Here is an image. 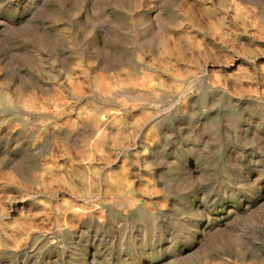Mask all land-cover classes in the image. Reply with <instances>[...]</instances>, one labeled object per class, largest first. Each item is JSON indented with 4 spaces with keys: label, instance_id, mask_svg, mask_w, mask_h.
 <instances>
[{
    "label": "rangeland",
    "instance_id": "obj_1",
    "mask_svg": "<svg viewBox=\"0 0 264 264\" xmlns=\"http://www.w3.org/2000/svg\"><path fill=\"white\" fill-rule=\"evenodd\" d=\"M187 4L205 28L201 49L183 32ZM223 30L212 39L197 0H0V264H220L211 255L223 249L225 264H264V15ZM112 113L106 161L87 171L79 154ZM78 117L87 124L58 126ZM157 123L166 136L149 153ZM56 143L73 162L61 149L51 160ZM116 177L131 190L111 187ZM126 198L128 208L115 204ZM246 201L252 216L240 215ZM72 205L92 217L60 232ZM231 209L239 215L219 235L193 237L195 223Z\"/></svg>",
    "mask_w": 264,
    "mask_h": 264
},
{
    "label": "bare ground",
    "instance_id": "obj_2",
    "mask_svg": "<svg viewBox=\"0 0 264 264\" xmlns=\"http://www.w3.org/2000/svg\"><path fill=\"white\" fill-rule=\"evenodd\" d=\"M200 5L203 7V14L204 16L208 19L209 24L211 26L214 27V31L212 34V39L213 40H222L223 37H225V31L223 30V26L225 25L226 21L228 20V18H233V19H239V20H243V22H245L246 18L248 20L260 16L262 17L264 14L259 10V6L256 0H238L240 1L241 4H246L249 6V10L248 7L245 6L244 8V13H242L240 11V8L238 5H240L239 3H235V1H231V0H220L219 6L218 8L214 9V8H209L207 7V5H205V2L209 0H197ZM227 1L228 3V7H230L233 11L232 13H229V8L227 9L226 5H227ZM240 11V12H239ZM187 12H188V23L186 24L187 26L184 28L183 32L185 34V37L188 40L189 44H194L195 49H201V39L198 40L197 35H200L202 37L204 36V31L205 28L201 22V19L197 18L195 12L192 10L191 6H189L187 4ZM232 14V15H230ZM176 46V45H174ZM233 66V64H232ZM209 87L215 90H219L221 92H225L224 88H222L220 86V82L218 80H211ZM103 91L105 93H109L112 92L111 88L109 86H105ZM140 92H144V91H140ZM146 93V92H144ZM135 98H140L144 95L141 94H134L133 95ZM7 97H5V99H2L3 101H6ZM257 101H260L262 103H264V92L263 94H260L259 96H257ZM209 111L208 109H206V112ZM62 113L65 114L64 110H56L55 112H53V116H61ZM117 118V115L112 113L109 116H102L99 119V125H95L93 126L94 129V138L90 141L87 142L86 146H87V150L85 152H82V154H79L82 161H86L89 162L87 163L88 165L85 166L86 170L88 171L91 167V163L96 162L98 160H102V161H106L104 160L105 158V152L103 150V141L106 139V136L108 135V133L110 132V130L112 129L114 122ZM87 124V120H84L83 117H78V120H67L64 123H62L61 126L62 128H65L67 130H71L74 131L75 129H77L80 126H84ZM154 129H156L155 132H152L151 135L148 136V138H146V142H145V147L146 150L149 153H153L154 151H157L162 140L165 138L166 136V131L165 128L160 124L157 123L154 126ZM61 149L63 150L64 154L60 155L61 157H65L68 160L73 162V157H72V153L69 151V149L62 144H54L52 145V147L50 148V158L51 160L54 162L55 160V151ZM94 151H97L96 153H94ZM98 155V156H97ZM97 157V158H96ZM70 168H72V166H70ZM125 168V166L123 165V169ZM50 169V173H55V171H57L58 174H56V176H62L61 174V167L56 166V165H52L49 167ZM81 179H83L81 177ZM84 179H89L88 176H85ZM111 187H115L117 188L119 191H124V192H129L132 188L131 183L129 182V180L127 179V177L125 178H121V177H116L115 180L111 181ZM112 190L107 192V195H109V193ZM128 198V197H127ZM124 201V202H117L115 201L118 206L122 207V208H128V206L133 203L132 201H134L133 199L129 198ZM237 204H239V207L243 206L244 204H246L244 210L242 211V213L240 215H246V216H252V210L251 208L255 205L253 202H249L246 201L244 202H238ZM236 204V205H237ZM257 204V203H256ZM104 205V204H102ZM13 207V211H16V209H22L23 208V202L22 201H15L12 203ZM15 207V208H14ZM99 208V204L96 206ZM163 207V204L161 203H157L155 205V209L156 210H161V208ZM224 209V208H223ZM221 210L224 211V210ZM152 215H155L154 212H152ZM239 214L235 212L234 209L228 210L226 213L222 214V213H218L216 216L214 217H208L207 220V225L205 227H201L200 223H195L193 225V231L191 232L194 238H197L196 236L198 235L200 241H206L208 239H210L211 237L215 236V235H219L222 231H224L225 228H228L230 223L234 222V220L236 219V217ZM82 218V217H92L91 214V209H89L88 207H85L83 205H75V206H70L69 210L64 211L61 217V220L57 223L56 227L60 232H63L64 230L68 229V226L70 224V219L72 218ZM191 235V234H189ZM232 241L229 240H223L221 242L222 245H232ZM2 247V246H1ZM216 247V245H215ZM3 248V247H2ZM160 248V246H159ZM4 250H7L6 248H3ZM161 249V248H160ZM182 252H184V249L182 250ZM156 251L154 249L151 250V254H155ZM151 254L149 253V255L151 256ZM227 257H231L229 252L227 250H222L221 252L216 251L215 254L211 255V260L214 262L220 263V264H225V258ZM94 257H92V262L94 261ZM59 262L57 261V264Z\"/></svg>",
    "mask_w": 264,
    "mask_h": 264
}]
</instances>
